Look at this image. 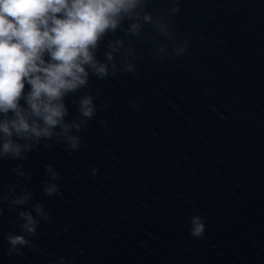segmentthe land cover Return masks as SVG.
<instances>
[{"label":"clouds","instance_id":"1","mask_svg":"<svg viewBox=\"0 0 264 264\" xmlns=\"http://www.w3.org/2000/svg\"><path fill=\"white\" fill-rule=\"evenodd\" d=\"M156 2L0 0V161L19 162L9 170L15 183L0 182V217L5 210L17 217L8 221L11 228L3 234L9 257L23 256L26 248L46 251L35 238L41 223L52 220V212L43 201L31 203L35 193L26 184L33 173L23 162L40 148L80 150V134L96 116L95 101L102 94L90 78L130 74L139 79L138 61L144 56L137 43L149 45L161 62L187 53L191 41L175 25L182 0H167L170 7L164 11L154 9ZM68 97L74 98L76 115L69 110ZM139 102L132 101L133 106ZM100 123L107 126L106 120ZM98 173L97 167L91 168L92 176ZM44 175V196L62 197L60 172L46 164ZM189 223V234L203 239L207 218L194 214ZM70 227L65 223L56 234ZM48 255L49 264H67L64 256Z\"/></svg>","mask_w":264,"mask_h":264}]
</instances>
